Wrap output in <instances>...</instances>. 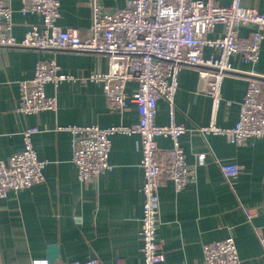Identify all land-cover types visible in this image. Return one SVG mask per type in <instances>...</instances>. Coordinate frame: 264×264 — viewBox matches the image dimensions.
Instances as JSON below:
<instances>
[{
  "label": "crops",
  "instance_id": "0c3cea01",
  "mask_svg": "<svg viewBox=\"0 0 264 264\" xmlns=\"http://www.w3.org/2000/svg\"><path fill=\"white\" fill-rule=\"evenodd\" d=\"M13 8L12 34L21 39L34 24L42 23L38 13L23 15L22 0H6ZM130 0H61L63 28H76L89 34L92 3L114 11ZM229 5L230 0H215ZM247 7L264 13V0H243ZM253 26H241L239 34L247 37ZM224 33L219 23L208 33L216 38ZM204 56L218 55L213 47L203 48ZM54 58L61 72L74 75L46 86L48 95L56 96L55 110L24 113L20 105L19 81L34 76L37 62ZM232 70L225 76L216 123L232 127L239 118L240 104L249 79L264 77V39L259 59L245 62L240 55L231 58ZM105 54L72 50L0 47V159L24 147L23 132L38 127L33 135L40 159L46 160L45 180L19 191L9 190L0 197V264H33L47 259L50 264H68L96 258L100 264H143L140 237L143 215L144 172L139 134L117 132L111 136L112 168L96 180L81 181L73 162L74 137L65 125H133L139 119L134 102L122 110L109 106L100 82L82 81L93 71H107ZM174 96L177 122L187 128L180 141L194 179L177 190L171 180L160 189V224L158 240L165 261L159 264H203L206 243L232 237L241 264H264L260 237L264 234V138L250 137L233 143L222 134L200 132L213 116L212 94L204 89L198 70L184 67L178 75ZM138 90L136 80L128 81L126 92L132 97ZM170 121L167 100L158 101L156 122ZM161 148L171 147V140L158 137ZM204 153L203 158L198 155ZM234 162L239 173L226 178L223 163ZM252 211L248 217L247 211ZM56 244L59 255L50 260L49 248Z\"/></svg>",
  "mask_w": 264,
  "mask_h": 264
},
{
  "label": "built area",
  "instance_id": "2783aa9c",
  "mask_svg": "<svg viewBox=\"0 0 264 264\" xmlns=\"http://www.w3.org/2000/svg\"><path fill=\"white\" fill-rule=\"evenodd\" d=\"M93 17L89 34L82 36L76 28H63L61 0H22L23 15L38 13L42 23L34 24L18 39L12 30L13 8L6 0H0V47L72 50L105 54L107 71H93L82 81L103 84L107 102L111 107L125 110L134 102L139 119L133 125L100 127L91 125H65L58 130H69L74 137L73 162L81 181H93L110 170L111 136L117 132L141 137L144 172L142 192L143 215L140 237L143 264H159L165 261L158 240L160 224L159 189L165 180H171L179 191L194 179L187 163L180 137L187 130L175 117L174 96L179 86L178 75L184 67L198 70L203 87L213 98V116L209 125L200 127L204 135L222 134L233 143H241L250 137L264 138V77L253 76L240 104L239 118L232 127L216 123V112L222 97L225 76L231 71L232 56L238 54L245 62L259 59L264 39V13L247 7L243 0H230V4L218 5L215 0H130L126 6L114 11L102 9L92 3ZM224 25V33L209 38L217 24ZM255 29L247 37H241V26ZM210 46L218 55L204 56L203 48ZM75 79L70 73L61 72L54 59L42 60L35 66L34 76L19 81L20 105L24 113H37L57 109L56 96L48 95L49 83ZM136 80L138 90L129 97L128 81ZM165 99L170 105V121L156 122L158 101ZM38 127L23 132L24 147L8 157L0 159V197L9 190L19 191L45 180L46 160L40 159L34 147L33 135ZM168 137L172 144L161 148L158 137ZM204 153L199 154L203 158ZM226 178L239 173L240 166L229 162L221 165ZM248 210V217L252 216ZM264 250V234L260 237ZM203 264H241L238 248L232 237L208 242L203 247ZM33 264H50L47 259H37ZM68 264H100L96 258L72 261Z\"/></svg>",
  "mask_w": 264,
  "mask_h": 264
},
{
  "label": "water",
  "instance_id": "95a60500",
  "mask_svg": "<svg viewBox=\"0 0 264 264\" xmlns=\"http://www.w3.org/2000/svg\"><path fill=\"white\" fill-rule=\"evenodd\" d=\"M58 255H59L58 246L56 244L51 245L50 248H49V256H50L49 258H50V260L51 261L55 260L58 257Z\"/></svg>",
  "mask_w": 264,
  "mask_h": 264
}]
</instances>
